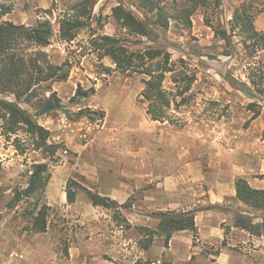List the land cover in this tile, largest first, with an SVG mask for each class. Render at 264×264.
I'll list each match as a JSON object with an SVG mask.
<instances>
[{
  "label": "rangeland",
  "instance_id": "1",
  "mask_svg": "<svg viewBox=\"0 0 264 264\" xmlns=\"http://www.w3.org/2000/svg\"><path fill=\"white\" fill-rule=\"evenodd\" d=\"M76 2L0 0V7L10 10L0 21L33 26L49 20L54 37L43 51L53 64H71L68 80L52 86L63 111L38 120L50 132L47 143L57 147L55 154L34 150L33 139L22 130L8 134L0 110V264H215L220 248L209 244H190L188 255L185 246L183 254L180 248H165L160 237L146 252L140 243L145 229L157 227L153 214L182 212L176 207L180 201L195 215L214 210L206 198L222 172L219 166L228 170L233 165L241 176L237 179L264 186V103L242 87L252 88L249 77L264 85V51L256 43L246 45L239 30L231 45L214 35L215 29H230L235 10L242 6L254 16L255 30L264 35V0H92L88 27L74 42L63 43L57 34L58 20ZM149 2L154 12L148 10ZM119 5L147 24L148 36L133 34L116 21L112 10ZM160 16L168 23L166 29L158 25ZM101 36L117 38L132 53L166 51L177 74L195 76L184 103L169 111L173 123L152 121L146 115L147 103L140 94L147 77L123 72L102 57L94 44ZM78 88L88 96L71 102ZM163 88L180 103L179 84L172 82L171 73L165 75ZM0 99L14 100L5 95ZM34 164L49 168L41 199L23 196L9 207L16 192L27 188ZM96 172L121 182L130 194V208L93 207L76 187L75 202H67L70 181L95 193L105 187L99 183L88 187L84 177ZM37 204L49 207L45 233L32 230L31 214ZM242 210L260 217L246 206ZM221 228L229 251L244 255L247 264H264V237L253 241L250 236L242 243L229 226ZM211 235L215 238L216 232ZM184 236L193 237L190 232ZM159 249L163 253L155 252ZM244 258H232L230 264H246Z\"/></svg>",
  "mask_w": 264,
  "mask_h": 264
},
{
  "label": "trees",
  "instance_id": "2",
  "mask_svg": "<svg viewBox=\"0 0 264 264\" xmlns=\"http://www.w3.org/2000/svg\"><path fill=\"white\" fill-rule=\"evenodd\" d=\"M66 1V0H58ZM69 1V0H67ZM71 1V0H70ZM77 1L71 9L58 20V38L63 43H72L78 32L88 27L91 19L92 0ZM149 11L154 12L155 6L149 2ZM0 18L8 15L10 10L1 6ZM116 21L133 34L148 36L147 24L138 20L134 14L119 5L112 10ZM189 15V12H186ZM186 15V16H188ZM254 16L244 6L235 10L231 27L227 29H215L214 35L226 44L231 45V38L235 30H239L243 41L256 43L258 48L264 51V35L254 28ZM158 25L166 29L168 23L162 16L158 19ZM54 37L53 25L49 20L40 21L33 26L16 25L8 21H0V95L11 96L13 101L0 99V110L4 112L3 118L7 124L8 134H16L22 130L33 139V148L36 151L56 153L57 147L49 145L50 132L38 124L42 117L49 116L54 112L63 111L61 100L57 93L52 90L55 83H64L68 80L71 72V64L64 62L56 65L50 62L48 55L43 51L51 44ZM96 49L102 57H108L121 71H134L147 77L143 81L144 89L140 94L142 102L147 103L146 115L152 121L173 123L169 115L172 105L184 103V95L191 89L196 78L186 72H177L170 64L171 56L168 52L158 49H149L144 53L129 52L117 38L101 36L95 39ZM247 45V44H246ZM172 74V82L179 84L178 95L181 98L176 104L175 98H170L163 88L166 74ZM251 89L243 84L245 92L257 95L264 103V85L255 78L249 77ZM88 94L78 88L71 102H77L86 98ZM251 104L250 107H253ZM26 106L27 108H24ZM33 111V113L30 112ZM83 115V111L79 112ZM259 110L255 111V116ZM33 171L27 188L16 192L9 207H15L23 200V196H37L40 200L48 185L50 174L47 164H34ZM74 187L83 191L93 207L104 209L122 210L130 208L129 201L118 204L116 201L103 197L81 186L77 182L70 181L65 191L66 200L72 204L76 199ZM237 199L252 212H257L260 217L234 212V226L245 231L252 237H264V190L252 188L245 179L238 178L235 181ZM46 205H35L31 214L32 230L36 233H45L47 230ZM158 221L155 230L145 229L147 234L140 243V248L146 252L152 246L157 237L163 239L164 247L167 248L173 235L180 232H190L195 240L197 229L195 225V212L165 211L153 214ZM259 219V222H255ZM225 240L223 246H225ZM147 264H156L146 262ZM169 264V263H164Z\"/></svg>",
  "mask_w": 264,
  "mask_h": 264
},
{
  "label": "crops",
  "instance_id": "3",
  "mask_svg": "<svg viewBox=\"0 0 264 264\" xmlns=\"http://www.w3.org/2000/svg\"><path fill=\"white\" fill-rule=\"evenodd\" d=\"M232 166V168H231ZM227 166L228 170H224L226 168V165L219 166L218 170L222 171L221 174H218L216 183H215V189H211L208 192V197L206 198V201L209 203L210 206H213L215 209L209 210V211H201L197 212L195 215V225L197 229V237L195 240V243L200 244H209L214 247L220 248V251L218 252V256H216L215 264H230V261L232 258L236 259L238 257L244 258V255H237L229 251L225 246H223V242L225 240L224 232L221 228V225H227L232 230V233L234 232V236L237 237V239L240 240V242H245L250 240V235L242 230L237 229L234 226V212H239L242 214H248V212H244L242 209L245 207L236 197V190H235V180L237 177H241L238 173H234V166ZM171 167L177 168L178 164L172 163ZM150 180L152 179V175L148 176ZM87 185L88 187L96 186L98 183L104 185L105 187L98 192L99 195L103 197L110 198L114 201H116L118 204L122 205L125 204L130 194L128 192L123 191V185L119 180H117L114 176H110L109 174H99L96 172V175H86ZM248 184L258 190H264V186L257 184V182H252L246 179ZM152 181V180H151ZM126 188V187H125ZM88 190H91L90 188H87ZM92 191V190H91ZM195 197L201 198L202 195H196ZM180 197V194L177 193V198ZM200 200V199H199ZM198 203H204L203 200L198 201ZM184 204L180 201L179 204H177L176 207H178L177 210H181L182 212H188L189 210L183 209ZM221 209V210H219ZM224 209H230L231 212H223ZM176 210V211H177ZM178 212V211H177ZM215 231L216 237L210 239L211 233ZM178 234V233H177ZM180 235L183 236H173L171 240L169 241V247L172 251L173 248H180L179 250L182 253V248L185 246L187 249V254L189 255L190 251V244L191 246L194 245L193 237L187 238V236H184L186 232H180ZM262 243L264 242V238H262ZM253 241H256V238L252 237ZM259 243L261 241H258ZM189 243V244H188ZM154 248L152 249V251ZM164 250V249H163ZM163 250H157L156 253L159 254V251L163 253ZM183 254V253H182ZM237 255V256H236ZM245 260V258L243 259ZM246 262V260H245ZM247 264V262H246Z\"/></svg>",
  "mask_w": 264,
  "mask_h": 264
}]
</instances>
